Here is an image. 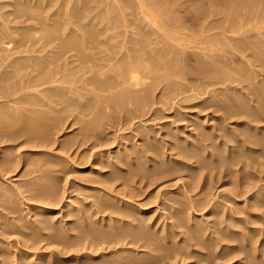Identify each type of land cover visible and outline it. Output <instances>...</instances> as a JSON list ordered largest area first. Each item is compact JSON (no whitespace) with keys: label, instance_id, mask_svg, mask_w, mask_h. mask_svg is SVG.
Returning a JSON list of instances; mask_svg holds the SVG:
<instances>
[{"label":"rangeland","instance_id":"1","mask_svg":"<svg viewBox=\"0 0 264 264\" xmlns=\"http://www.w3.org/2000/svg\"><path fill=\"white\" fill-rule=\"evenodd\" d=\"M18 1H16V0H8V1L7 0H0V4H1L0 9L2 8L0 10L1 13L3 12L5 14V12L6 13H7V11L9 12V10L14 8L15 3ZM58 1H60V0H51L50 3L52 2L51 3L52 5L50 4V7L52 6L51 8L55 7L54 9H57ZM67 1H70V0H67ZM76 1H78V0H76ZM76 1L72 0V1H70L71 3L65 2L64 4H69L70 6H72V8H74L71 11V7L70 6L66 7V5H65V8H66L65 10H68L67 8H70L71 12H73V10H74V13H77L80 11L79 4L81 3V4H85V6L81 5V8H83L82 11L84 12V11L89 10L88 7H90L92 9V6L94 5L95 6V7L93 6L94 10L93 9H92V11L90 10L91 12L88 11L89 13L85 12V14H83V13H81L82 11H80V13L83 14L82 16L84 18L88 16V15L86 16V14L93 15V16H88V19L86 18L85 20L91 21L90 23H92V21H93L92 18L94 20H96V22H95L96 26L95 27H98L97 24L99 23L100 19L102 20L104 15H107V14H108L107 16L110 15V17H111V20H109V22H111V21L113 22V19L115 18L114 16L116 14H118L119 13L118 11L120 10V8H116L119 6L118 3L120 0L118 1V3L116 0H110V1L109 0H107V1L106 0H104V1L100 0L101 3L99 2V0H97L96 1L97 3L96 2L95 3L98 6H96L95 3H93V1H95V0H92V3H93V4H91L92 6H88V2H90L91 0H84L85 1L84 3H82L83 0H80L81 2L78 1V4ZM221 1H218V0H176L172 4V3H169V2H171V0H170V1H167L168 3L165 2L166 4H164V5H166V7L163 8V9H165L164 11L160 9L162 11L161 12L162 14L159 13L160 11H158L159 17L163 16L166 19V17L169 16V18H171V19L174 18L173 20H175L176 16L178 18V20H175V23L172 22L173 27L175 24H177L176 25L177 27L172 28V26H170V24H169L170 27L168 26L169 29H168V32L167 31L166 32L167 33H171V32L173 33V31H176V29H177V30H182L183 31L182 34L185 33V34H183L185 36V38H183V36H182V38L180 40L181 46L179 44H177L180 46V48L182 47V49L180 52L179 46H177L178 51L180 52V54L178 53V56L180 58L178 57L179 61L176 60V64L178 62H180L184 66H182L180 63H178V70L180 71V69H181L182 71H180L179 74L175 73V74L171 75V79L167 80V78L166 79L161 78L159 80L157 79L156 81H154L155 84L153 83V87H150L151 88V91L149 94L150 97L147 98V100H146V102H144V104H142V103L141 104H133L132 103L130 105H125V106L120 105L121 108L119 105H117V107L115 108L114 103L112 104L110 102L103 100V102L101 101L98 104L95 102L94 105H97V106H94L93 104L91 106L90 105L87 106L86 104H83V105H86L85 109L83 106V107H81L82 109H80V107L73 108V109L67 108V109H65V111L59 112L60 114H58V112H55L53 114L61 115L63 113L62 114L63 120H62L61 124H59V125L57 123L53 122V125L55 124L53 128H55V127L57 128V129L55 128L56 132L53 129L51 132H53V133L55 132V133L54 134L51 133L49 136L50 139H48L46 142L42 141V140H40V138H38V137H41L42 131L47 128L46 121L44 119H42V117L40 118L39 116L30 115L28 112L29 110H27V111L24 110V111H26L25 113H26L27 117L24 115L23 118L17 119V117H16V119H15L14 117H12L10 115L12 112L7 114L6 115L7 117L5 115L0 117V120L3 118L0 121V159L3 160V158L7 157V156L10 158L8 160V162H10V163L6 162V163H3V165H2V163L0 161V259H1L0 264H106V262H108V261H115L114 264H122V263L124 264L125 262L126 263H130L131 261H132L131 263H134L133 261L136 262V260L139 259L138 258L139 256H140V259H139L140 261L137 260V262H138V263L136 262L137 264H143V263H145V264H264V207H263L264 206V200H259V202L257 201L258 206H253L255 209H251V207H250V210H249V208L247 209V204L250 200H245L246 199L245 195H241V196L235 195V197H233V195L235 194V193H233V190H236V187L239 184L242 185L243 183H244V185H243L244 188H249L253 184L255 186V190L258 192V196L262 197V198L264 197V152L261 153V151H260V153H259L258 150H257L258 152L256 150H253V148L255 146L251 145L252 142H249L248 145H247L248 142H246V145H245L242 142H239L238 140L237 141L233 140L235 136H236L235 139L241 138L242 136H243L242 138H245V136L252 137L251 135L253 133L250 132L252 130H250V128H247V126H245V124L244 125L240 124L242 121H244V119H245L244 116H240V117L239 116H232L231 118L226 119L223 122V125L226 122V124L224 126H226V127L228 126L227 132H226V130L225 131L221 130V132H223L222 134H224L225 136L222 134H221L222 136H220L219 133H221V132L219 130L215 129V126H214L216 123L217 124L219 123V121H218L219 119H216V118H218V116L221 115V111L220 112L216 111V104L218 102L219 103H222V102L232 103L233 100L238 101L242 97L240 92H237V90H236L239 88L238 86H240V85L237 83V81H236V85H235V83L233 85V82H230V80L225 81L224 85H223V83L217 82V84H214L210 87H207V90H208V92L206 93L207 95L205 93H203L199 97L188 99V100H186L185 97L188 94H191L192 91L191 92L190 91L182 92L183 89L192 87V85H197V84L199 85L201 81L207 80V78L204 77L205 76L204 72H202L201 70L203 69L204 62H208L210 58L207 59L208 56L203 55V52L201 50L202 46H200V45H205V44L208 45L209 43L204 42L205 44L204 43L202 44L198 40H200L201 38L205 39L206 32H207V35L208 34L210 35V33H211V37H213V33L214 34L216 33L215 34L216 36L218 33H221L220 27H218L216 30V28L214 26V25H216V27H217L218 21H219V23L220 22L224 23L221 25L226 24V22H225L226 17L224 14H226V16L228 14L225 11L223 14V9L221 7H222L224 0H223V2H221ZM8 2H9V6L7 5ZM109 2H112V3L114 2L115 4L116 3L117 4L112 9V7H111L112 3H109ZM176 2H178V3H176ZM213 2L215 4L218 3L216 6H214L215 9L216 8L218 9V7L220 6L219 4L222 3L221 6L219 7V11L217 9L215 10L214 8H213L214 9L213 11H208V8H210L214 4ZM174 3H176V4H174ZM199 3H200V5H199ZM120 4H121V1H120ZM170 4L176 5V6H171ZM74 5H76V7L77 6L79 7L78 11H77V8L75 10ZM164 5H162V6H164ZM196 5L197 6L202 5V9L195 7ZM108 6L110 7V9ZM112 6H114V5H112ZM162 6H160V7L162 8ZM168 6H169L170 11H167ZM96 7L97 8L99 7V9H97ZM3 8H4V10H3ZM5 8L7 10H5ZM195 8H197V10H195ZM111 10H115L116 12L113 11V13H112ZM50 11H54V10L50 9ZM75 11H77V12H75ZM94 11H96V12H94ZM166 11L169 12L170 14H172L173 16L170 17L171 15L169 13L166 14ZM205 11H206V15L203 14V12H205ZM102 12H103V14H102ZM221 12H222V14H221ZM120 13H121V11H120ZM211 13L214 16H212ZM99 14L102 16H100ZM5 15H6L7 19H9L8 17L11 16L10 14H9L10 16H7V14H5ZM98 15L100 17V18H98L99 20L96 18V16H98ZM174 15H176V16H174ZM222 15H224V16H222ZM116 16H118V15H116ZM206 16L207 17L209 16V18H207ZM83 17H81V19H83ZM10 18H11L10 19L11 25H13L14 24L13 22H15V21H17V22H15V24H17V23L20 24L19 21L21 19L15 20L16 18H14L13 15ZM52 18H53V20H56V18H58V17L53 16ZM164 18L162 20L160 17V20L164 22L165 21ZM221 18H222V21H221ZM223 18H224V21H223ZM106 19H110V18L106 17L103 20L105 21ZM171 19H169V21L167 23H166V21L164 23L162 22L163 25L165 23L166 24L170 23ZM211 19H213L212 22L214 24L213 23L211 24ZM85 20L83 19L84 22H86ZM103 20L101 22L103 23L104 26L108 27L107 29H109L111 26H108V25L109 24L112 25V23L107 22L108 20H106L105 22ZM89 21H87V22H89ZM106 23L107 24L109 23V24L106 25ZM127 23L129 24L130 22L127 21ZM116 25L117 24H115V23L112 25V28L114 29L113 30L111 28L112 32H114L116 28H117L116 33H118V31H120V32L118 34H116L114 32L116 34V37L114 39L111 38V39H113V41L111 40V42H113V44L119 42V40H120V42L123 41L124 40L123 38H125L127 36L129 37L131 33H134V34L136 33L135 35H137V33H138L137 27L139 25H137V27H136V24L134 26H133V24H131V25L129 24V26H127L126 28H123L124 26H118L117 25V27L114 28L113 26H116ZM251 25H250V29L252 28L254 30L253 31L251 29L253 31L252 34H254V32L257 29L255 30V25H254V28L252 27L253 25L252 26ZM263 25L264 24H261L262 27H264ZM213 26H214V28H213V30H211V27H213ZM100 27H101L100 30H98L99 29V27H98L97 32H99L101 30L104 31V32L102 31L104 33V34L102 33L103 36H101L102 34L101 35L99 34V36H101V38L102 37L104 38V35H106V37H107L110 33H112V32L109 33L110 30L108 31L106 29V27L102 28L103 27L102 25H100ZM119 27H121L122 29L121 28L119 29ZM182 27H185V28H182ZM248 27H249V25H246L245 28L243 27L244 32L247 31L246 29ZM202 28H204L205 30ZM105 29H106V31H105ZM123 29H126L128 31L126 32ZM152 29L155 32L156 26H153ZM170 29H171V32H169ZM173 29H175V30H173ZM243 29H241L242 30L241 32H243ZM261 29H262V31H264V28H261ZM201 30L203 33L201 32ZM217 31H219V32H217ZM249 31L250 30L248 28V32ZM17 32H18V30H17ZM19 32H21V31L19 30ZM124 32H126V35L124 34ZM129 32H130V34L128 35ZM154 32L152 33V34H154V36L152 35V37H154L155 40H157V38H156L157 35H155L156 33H154ZM166 32L163 33L164 35L158 36L160 41H161V39H165V37H167ZM99 33H101V32H99ZM114 33H113V36H115ZM230 33H232V32H230ZM230 33L229 32L227 33L229 35V37H228L229 39H227V38H226L227 40L219 39L220 42L225 43V44H227L229 42H231L233 44H238L239 39H231L230 38L231 36H235L233 34H235L237 32L231 34V36H230ZM134 34H131V35L134 36ZM237 34H236V36H237ZM192 35H194V36H192ZM207 35H206V37H207ZM162 36H163V38H162ZM187 36L188 37L191 36L192 40H190ZM197 36L200 38L199 39L196 38ZM253 36H249V39L251 38V40H249L248 37L246 38V40L247 39H248V41L256 40L257 36L256 37L255 36L253 37ZM117 37H119V38H117ZM159 39L157 41H154V39L151 38V36H150L151 42L154 41V43L152 44L150 42L149 44H152L153 47H157L156 45H158V44H156L155 42H158ZM184 39H187V40H184ZM196 39H197V41H196ZM116 40H117V42H115ZM171 40L174 42L173 39H171ZM171 40H169V41L171 42ZM230 40H232V41H230ZM234 42H236V43H234ZM199 43H200V45H199ZM162 44L164 45V43H162ZM3 45H4L3 47H5V45L8 46L7 44H3ZM152 46L150 45V47H149V45H148L149 48H151ZM158 46H161V44L159 43ZM117 47L121 49V50L119 49L121 52L123 50L122 53H124V51L126 52V49L125 50H124V48L122 49L120 45L115 46V48H114L115 51H116ZM0 48H2V44H0ZM232 51L233 50H231L230 52L226 51L225 53L224 52H218V54L220 53L222 55L221 59L222 60L224 59L223 61L226 64H229L226 66V67H228V70L231 69V67L233 68L232 70H229V72L231 71L230 73H232V75H233L231 77L229 76L230 78H233L234 76L239 74L237 72H240L239 67L242 66L241 65L242 64L241 53H239V52L236 53L237 51L234 50L235 54H234V56H232L233 55V53H231ZM197 52H200L201 55L199 56L197 54ZM214 53L217 54V52H214ZM222 53H224L225 55ZM229 54H231V55L229 56ZM197 57H199V58H197ZM201 57H203V58L201 59ZM181 58H182V60H181ZM188 58H189V61H188ZM231 58H233V59H231ZM196 59H198V60H196ZM239 59H241V60H239ZM198 61H201V62H198ZM202 61H203V63H202ZM210 61H211V59H210ZM77 62L78 61L73 62V64L75 65ZM179 65H181V66H179ZM71 66H72V63H71V65H68V68ZM180 67H182V68H180ZM195 68H196V70H195ZM8 69L10 70V68H8ZM71 69L72 68H70V70L69 69L68 70L71 72L72 71ZM226 69H225V71L227 73L228 70H226ZM68 70L65 72H69ZM82 71L80 73H82ZM4 73H6V71H4ZM226 73L224 72L225 75H226ZM75 74H77V73H75ZM91 74L88 73L89 76ZM109 74H112V72H109ZM73 77L74 76H73V72H72V75L70 77H68V79L73 78ZM150 77L151 78H149V80H148V82H150L149 84H151V82H153V80H154L153 79L154 77H152V75ZM201 79H203V80H201ZM173 80H174V82H173ZM197 80H199V81H197ZM168 81H169V83L171 81L170 84L173 87L168 83ZM76 82L77 81H75V84L77 86H79L80 81H78V83H76ZM2 84H4V82L1 81L0 86ZM169 85L171 86L172 90H171V88L170 89L168 88ZM232 86H233V88H232ZM225 87H227V88H225ZM235 87H236V89H234ZM86 88L89 89L90 85ZM86 88H82V91H81L83 93V95L87 97L86 98L83 96L84 100H82V101L85 102V100H86V102L89 103V102H91L90 100L94 101L93 99H95V98H94L93 92L90 89H89V91H85V90H88ZM78 89H81V88H78ZM164 89H166V90H164ZM167 89H169V90H167ZM221 90L224 92H222ZM103 91H105V90H103ZM103 91L100 92V94L102 96H110V94H112L111 90L110 91L107 90L105 92H103ZM112 92L115 93L116 89L112 90ZM103 93H105V95ZM230 93H232V94L230 95ZM224 95H226V96H224ZM211 96H212V98L215 96L213 101H212ZM238 96L240 97L239 99H238ZM208 97L210 98L209 101H207L208 100L207 99L206 101L201 102L203 99L208 98ZM222 97H223V99H222ZM231 98H233V99H231ZM0 99L3 101L2 98H0ZM230 99H231V102H230ZM111 102H114V101H111ZM100 103H101V105H100ZM136 105H138V106H136ZM37 108H38L37 110H39V109L44 108V107L37 106ZM88 108H90L91 110ZM93 108H95V110ZM78 109H80V110H78ZM102 109H103V111H102ZM75 110H77V111H75ZM100 110L102 111V113H100L101 112ZM32 111L30 112L31 114H32ZM64 112H66V113H64ZM95 112H97V113H95ZM100 114H101V116H100ZM28 115H30V117ZM34 115H36V114H34ZM64 115L66 118L64 117ZM13 118L15 120H13ZM33 118H35V119H33ZM214 120H217V121H214ZM12 121H14V122H12ZM18 121H21V122H18ZM40 121H41V123H40ZM47 123H48V121H47ZM91 123H92V125H90ZM27 124H29L30 126ZM11 125H13V126H11ZM61 125H63V126H61ZM43 126H45V127H43ZM41 127H43V129ZM33 128H34V130H32ZM88 128H89V130H88ZM4 129H6V130H4ZM37 129L38 130L41 129V130L38 131ZM58 130H60V131H58ZM248 130H250V131H248ZM143 131H144V133H143ZM148 131H149V133H148ZM245 131H247L246 132L247 134L249 132L250 133L248 135H246ZM214 132L219 134L218 136H216L217 139L215 136H213ZM197 133H200V134H208L209 133L208 137H210V135H211V137H210V139L206 140V142L208 144L206 142H203V143L202 142L199 143L200 141L197 142V136L198 135L200 136V134H197ZM240 133L241 134L244 133V134L241 135ZM14 134L16 135V137L14 136ZM240 135H241V137H238ZM85 136L87 138H85ZM226 136H227V138H226ZM3 137H5V138H3ZM11 137H12V139H11ZM231 137H233V138H231ZM8 138H10V139L8 140ZM71 138H73V139H71ZM69 139H70V141H69ZM215 139L217 140V142ZM229 139H232V142ZM151 140H153V141H151ZM224 140L226 141L225 144L221 145V143H223ZM173 141L174 142L177 141L180 144L179 147L185 148L188 152L192 153L193 156H191V158L188 157V158H184L183 160H181L183 157H181L180 155H177L178 149L172 150L171 147L169 149V146H170V144L172 145ZM34 142H36L38 145ZM41 143L43 145H41ZM192 143H194V144L196 143L197 145L195 146ZM219 143L221 146L219 145ZM205 145H207V146H205ZM223 145H225V147ZM233 145H235L237 147H235ZM229 146H233V147H229ZM247 146H249V147H247ZM250 147H252V148H250ZM126 148H128V149H126ZM246 149H248V150H246ZM140 150H142V151H140ZM210 150H213V152L215 150H217L216 155H215V152L213 154V153H211L212 151H210ZM116 151H118V152H116ZM234 151H236V152H234ZM129 152H131V153L128 154ZM237 152L240 154L237 155ZM106 153L108 154L109 158H108ZM241 153L243 155H241ZM163 154L165 155L166 158L164 157ZM174 154L176 156H173ZM127 155H130V157ZM155 155H158V157H159L158 159L160 161L158 159L156 161L155 158L157 156L155 157ZM221 155L223 157H221ZM233 155H235V156L233 157ZM244 155H246V156H244ZM12 156H13V158H11ZM101 156H102V158L100 159ZM169 156H170V158L175 157L174 161H172L173 159H169ZM45 157H47L46 161H48V162L45 161V162H42V164L38 165V160L40 158H41L40 159L41 161L45 160ZM110 157L113 159H111ZM123 157H125V158H123ZM241 157H242V159H241ZM37 158H39V159H37ZM114 158L116 159V161H114L115 160ZM177 158H179L178 162L180 164L177 162ZM203 158H205V159H203ZM28 159L29 160L31 159L33 161H29ZM34 159H36V160H34ZM106 160H107L108 165L106 163ZM112 160L115 162L114 164H113ZM179 160H181V162ZM207 160L210 163L207 162ZM225 160H227V161H225ZM250 160H251V163L249 162ZM36 161H37V163H35ZM96 161H98V162L96 163ZM212 162H214V163H212ZM223 162H225V163H223ZM248 162L250 163L249 165H248ZM30 163H31V165H29ZM222 165H224V166H222ZM161 166L163 167V169ZM60 167H61V170L59 171ZM174 167H175V169H174ZM177 167H178V169H176ZM220 168H222V169H220ZM52 169L54 170V172ZM139 169H140V172H139ZM171 169H174V171L173 170L169 171ZM213 169H215V170H213ZM166 170H168L167 173L165 172ZM176 170H177V172H176ZM225 170H227V171L229 170L230 174H225L226 173ZM221 171H222V173H221ZM235 171H238V172H235ZM192 173H193V175H192ZM46 174H47V176H46ZM241 174H243V175H241ZM48 176H50L51 178ZM39 177H40V179H39ZM129 177L131 179H129ZM232 180H234V181H232ZM33 181H35V182H33ZM189 181H191L192 184H194L195 186H191L190 185L191 183L188 184ZM46 182L48 184H45ZM186 184L188 186L190 185L191 187L189 186V188H188ZM47 185H51L52 186L51 188L54 187L52 189V191L55 192L54 194L52 192H51V194H49L50 188L48 190L49 186H47ZM184 185H186L185 187H187L188 189L192 188L191 194L194 195L192 198H200L202 196H205V197L207 196L210 200L216 201V206L218 205L216 210H217V212L218 211L219 212L217 214L212 215V213L210 214L209 206L204 207V208H202L203 206L192 207L190 210L187 209V210L183 211L184 212L183 215L187 216V217L185 216V219L186 218L187 219L186 220L184 219L185 224L183 226L173 225L174 227H171V226L169 227V225H168V227H167L166 224H170L172 222H175L177 219H176V217H173V218L172 217L171 218L166 217L165 213H167V212L164 213V211H166V208H165L166 203L167 202L169 203V201H172V204L178 206V205H180V203L182 201L186 202V200H187L186 194H187L188 190L186 191L187 188H185ZM35 192H37V193H35ZM46 192L48 194H46ZM259 192H260V194H259ZM42 193L46 194L47 196L43 195ZM104 193H106L107 198L105 197L106 195ZM101 194H102V196H101ZM11 195L13 196L12 198H14L15 201L14 200L13 201L15 203L18 201L16 204L13 203V201H8L9 199L7 197L9 196V198H10ZM40 195H42V196H40ZM70 195H71V197H68ZM114 195L117 197L126 198L128 200H131L134 203L140 204L143 208L148 209L149 212H147L148 214H146L147 215L146 217H148L149 215L152 214L151 222L154 221V226H153L154 230L152 229V227H150V228L145 227V228H147V230H145V228L143 226L142 227L139 226V227L134 228L130 225L128 226L126 224H121V222L119 223L118 219L115 220V224L117 225V228L119 229L120 233H123V231L129 230L128 232L133 231V233H134V232L138 231L137 234H139V232L141 234L142 231H144V230L148 231V229H149V232L153 236L158 237L157 240H152L153 243L151 244V246L148 245V244H150V242L147 243V246H146V242L143 239L139 240V242L138 241H130L131 240L130 236H128V238H126L125 240H121V242L119 241L120 243H118V241H116V240H114L115 241L114 242L113 239H111L112 241L111 240L109 241L110 237H107V238L103 237V234L106 232V230L107 231L110 230L113 233L118 232V229H116L115 227L112 228V226L110 225V222L108 221L109 219L106 216V214H108L107 213L108 211L101 212V210L104 209L103 207L106 208V206H110V204H113L112 199H114V197H113ZM231 196L233 197L234 200L237 197L236 200H239V202H238L239 204L238 203L235 204L236 201L232 202L233 200L231 199L232 198ZM238 196H240V197L238 198ZM16 197H17V199H15ZM61 197H63V198H61ZM58 198L60 201L58 200ZM109 198H111V199H109ZM225 198H227V199H225ZM101 199H103V200H101ZM67 200L71 201L72 204L70 206H67V208H66L64 203L67 202ZM173 200L175 201V203ZM230 200H232V201H230ZM93 203H94V205H93ZM163 203H165V204H163ZM101 204H103V205H101ZM170 204H171V202H170ZM261 204H262V206H261ZM36 205H41L42 209H43V207H45V208H48L49 210L48 211L45 210L46 212H42L41 208L38 209L37 207H35ZM160 205H162V206H160ZM235 206H236V208H233ZM243 206L246 208V210H245V208L243 209ZM237 207H240L241 209L238 208V210L236 212L235 209H237ZM230 208H231V210H232V208H233V210H235L234 213L232 212V215L234 216L233 218L231 216V212L229 214ZM239 209H240V211H239ZM161 213L164 216L161 215ZM70 214H72V215H70ZM202 215H204V217ZM102 216H106L107 218L103 220ZM228 218H230V220ZM234 218L235 219L237 218V219L235 220ZM238 218H244V219H242L243 222H241ZM37 219H39L40 221ZM58 221H60V222H58ZM147 221H149V220H147ZM164 223H166V224L164 225ZM203 223H208V225L210 224L209 227L213 224V227L211 226L209 228L207 225L208 228L206 227V229H205L204 228L205 224H203ZM69 224H71V225H69ZM192 224H193V226H192ZM214 226H215V228H214ZM61 227L62 228L67 227L69 229V231L67 228H65V230H66L65 231V230H63L64 228L62 229ZM162 227H164V228H162ZM185 227L188 228L187 231H186ZM200 227H202V228L199 229ZM182 228L185 232L182 230ZM189 228L191 230H189ZM192 228H194V229H192ZM211 228H213V229H211ZM197 229L201 230V231L195 232V231H197ZM214 229L218 230L219 232L214 233L213 232ZM89 230H91V231H89ZM170 230H171V232H170ZM191 231H192V233H190ZM210 231H212V232H210ZM160 233H162V234H160ZM61 235H63V236H61ZM165 235L168 237L165 238ZM192 237L194 240L192 239ZM189 238H191V239H189ZM74 239H76V242ZM101 242L104 244L102 245ZM143 242H145L144 243L145 245L143 244ZM108 243L111 245L110 246L107 245ZM125 244H127V245H125ZM83 245H85L84 246L85 248L83 247ZM114 245H116V246H114ZM123 245L127 246V248H129V249L126 248L124 251L120 250L117 253L115 251H112V250H115L117 248L120 249ZM150 247L154 251L151 250ZM155 247H156V249H155ZM110 251H112V252H110ZM107 252H109V253H107ZM104 253H106V254H104ZM138 254H139V256H138ZM143 255L146 258H143ZM2 257H3V259H2ZM134 259H136V260H134ZM136 263H134V264H136Z\"/></svg>","mask_w":264,"mask_h":264},{"label":"bare ground","instance_id":"2","mask_svg":"<svg viewBox=\"0 0 264 264\" xmlns=\"http://www.w3.org/2000/svg\"><path fill=\"white\" fill-rule=\"evenodd\" d=\"M8 1V0H7ZM18 1V0H16ZM51 0H19L18 2L15 3V6L13 9L9 10V12L7 11V13L5 12V14H7V16H10L14 18H16L15 20H19V23L20 24H15V22H13L14 24L11 25L10 22H11V18L8 17L9 19H7L6 15L1 11H0V44H2V48H0V83L1 81L4 82V84H2L0 86V98L3 99V101L0 99V117L2 116H6L7 114H9L10 112H12L10 115L12 117H14L16 119L18 118H23L24 115L26 116V111L29 110V114L30 115H33V116H39L40 118L42 117V119H44L46 121V126L47 128L45 130L42 131L41 133V137H38L40 138V140L42 141H47L48 139H50V134H54L56 132L54 125H53V122L54 123H57L58 125L61 124L63 118H62V114L61 115H58L60 114L59 112L61 111H65V109L67 108H77V107H80V109H82L81 107L84 106V109L86 108V105H94L95 102L98 104L99 102H103L104 101H107V102H110V103H114L115 104V108L117 107V105H121V106H125V105H130V104H144V102H146L147 98L150 97L149 94H150V91H151V88L150 87H153V83L154 81H156L157 79H161V78H167L168 79H171V75L177 73L179 74L180 71H182L180 69V71L178 70V62L176 64V60L179 61L178 59V53L180 54L181 52V49L182 47L180 48V40L183 36V38H185V36L182 34V30H177L176 28V31H173V33L171 32V29L169 32L171 33H167L168 32V29L170 26H172V28L174 27H177L175 24L174 27H173V23H175V20H178L177 16L175 17V20H173L174 18H169L166 17V19L163 17V16H160L161 19L166 21V23L169 21V19H171V22L168 23V24H164L163 21L160 20V17L158 16L159 13H161L162 11L161 10H165L163 9L164 7H166V4L165 2L167 1H170V0H120L121 1V4H120V1L119 0H116L117 3L119 1V6L116 7V8H120V10L118 11L120 13L119 14H116L118 16H114L115 18L113 19V22H109V20H111V17L110 15L107 16V15H104V17L106 16L107 18L109 17L110 19H106L108 20L107 22L109 23H112V25L115 23L117 24L118 26H124L123 28H126L127 26H129V24H133V26L136 24V27L137 25H139L137 27V35H135L134 33H131V34H134L131 35L130 32L128 33V35L130 34V36L128 37H125L123 38L124 40L120 42H117V40L115 42V44H113V42H111V40L113 41V39L116 37V34H118L120 31H118V33H116V26H113L115 29V33L112 32V25H109L106 23V25L108 26H111L109 29H107L108 27L104 26L103 23L101 22L103 19H105L103 17V19L99 21V25L97 24V26L99 27H95L96 26V20H94L92 18V23H90L91 21L89 20H85L86 18L88 19V16H93L91 14H86L87 17H83L82 15L85 14V12L89 13L88 11H92L93 9V6L91 4L95 3L97 0L93 1L92 3V0L90 2H88V6H92V9L90 7H88L89 10L87 11H82L83 8H81V5L85 6V4H79L80 6V11H82L81 14L80 11L77 12L79 10V7L76 5H74L75 7V10L77 8V13H74V10L73 12L72 9V6H70L69 4H64L66 1L64 0H60L58 1V7L57 9H54L55 7L51 8L50 7V3ZM72 1V0H70ZM70 1H67L66 3H69ZM76 1V0H74ZM79 2H81L80 0H78ZM78 1L77 4H78ZM104 1V0H103ZM107 1V0H106ZM110 1V0H109ZM115 1V2H116ZM171 0V2L169 3H172L175 2L176 0ZM218 1H221V0H218ZM13 2V1H12ZM75 2V3H76ZM85 1L83 0L82 3H84ZM100 2V0H99ZM223 2V0L221 1ZM71 3V2H70ZM97 3V2H96ZM95 3V5H96ZM101 3V2H100ZM106 3V2H105ZM108 3V2H107ZM109 3H112V2H109ZM114 3V2H113ZM111 4V7L113 9V7L116 6V4ZM168 3V2H167ZM178 3V2H176ZM174 3V4H176ZM214 3V2H213ZM11 4V3H10ZM56 4V3H55ZM54 4V5H55ZM90 4V5H89ZM218 4V3H217ZM217 4H213L210 8H208V11H213L215 8L214 6H216ZM222 4V3H221ZM221 4H219L221 6ZM1 5V4H0ZM9 6V2L7 4ZM52 5V4H51ZM65 5L66 7L67 6H70L71 7V11H70V8H67L68 10H65ZM102 5V4H101ZM106 5V4H105ZM104 5V6H105ZM110 5V4H109ZM114 5V6H112ZM164 5V6H162ZM171 5V4H170ZM200 5V3H199ZM195 6V7H198L199 9H202V5L201 6ZM3 6V5H2ZM56 6V5H55ZM82 6V7H83ZM98 6V5H96ZM100 6V5H99ZM162 6V8L160 7ZM171 6H176V5H171ZM210 6V5H209ZM219 6V7H220ZM95 7V6H94ZM107 7V6H106ZM109 7V6H108ZM207 7V6H206ZM219 7H218V11H219ZM7 8V7H6ZM5 8V10H7ZM87 8V7H86ZM85 8V9H86ZM97 8V7H96ZM214 8V9H213ZM223 9V14H224V11L227 12V16L226 14L225 17H226V24L225 25H221V24H224V23H219V21L217 22V27L216 25L215 28L217 30L218 27H220L221 29V33H218L217 36L213 33V37H211V33L210 35L208 34L207 35V32H206V35H205V39L204 38H201L200 40H198L199 42H201L202 44L204 42L206 43H209L208 45L205 44V45H199L202 46L201 47V50L203 52V55H206L208 56L207 59H209L208 62H204V65H203V69L201 70L202 72H204L205 76L207 78V80H203L200 82V84L198 85H192V87H189V88H186V89H183L182 92H187V91H192L191 94H188L185 98L186 100L188 99H192V98H196V97H199L200 95H202L203 93H207L208 90H207V87H210L214 84H217V82H220V83H223L224 85V82L227 81V80H230V82H233V85L235 83L236 85V81L237 83L240 85L238 86L239 88L236 89V87L234 89L237 90V92H240L241 94V98L238 96V101H232V103H225V102H222V103H217L216 104V111H221V115L218 116V118L216 119H219V123L214 125L215 126V129L219 130L221 132V130H226L227 132V127L224 126L226 124L223 125V122L226 120V119H229L231 118L232 116H244L245 119L244 121H242L240 124H245V126H247V128H250V131L251 133H253L250 137V136H245V138H242L241 135L244 134V133H240L241 135L238 136V137H241V138H236V136L234 137L233 140H238L239 142H242L243 144L246 145V142L247 145L249 144V142H252L251 145H254L255 147L253 148V150H258L259 153L261 151L264 152V31H262L261 28H264L261 26V24H264V0H224L223 4H222V7ZM2 9V8H1ZM0 9V10H1ZM50 9L54 10V11H50ZM99 9V7L97 8ZM110 9V7H109ZM161 9V10H160ZM215 9V10H216ZM4 10V8H3ZM94 10V9H93ZM101 10V9H100ZM195 10H197V8H195ZM207 10V9H206ZM90 11V12H91ZM107 11V10H106ZM112 13L113 11L115 10H111ZM110 11V12H111ZM158 11H160L158 13ZM167 11H170L169 9V6L167 8ZM166 11V14L169 13ZM203 11V10H202ZM96 12V11H94ZM116 12V11H115ZM114 12V13H115ZM216 12V11H215ZM10 15H9V14ZM105 13V12H104ZM98 14V13H97ZM96 14V15H97ZM103 14V12H102ZM162 14V13H161ZM160 14V15H161ZM165 14V15H166ZM170 14V13H169ZM204 15H206V11L203 12ZM214 14V13H213ZM217 14V13H216ZM222 14V12H221ZM59 18H56V20H53V16L56 17V16ZM100 15V14H99ZM98 16H96V18H100ZM112 15V14H111ZM172 17L173 15L170 14ZM212 15V13H211ZM222 15V16H224ZM102 16V15H100ZM214 16V15H212ZM211 16V17H212ZM221 16V15H220ZM81 17H83V19L86 21L84 22L83 19H81ZM130 17V18H129ZM207 17V16H206ZM13 18V19H14ZM90 18V17H89ZM169 18V19H168ZM177 18V19H176ZM209 18V16L207 17ZM168 19V20H167ZM220 19V18H219ZM91 20V19H90ZM99 20V19H98ZM105 20V21H106ZM173 20V21H172ZM217 20V19H216ZM13 21V20H12ZM89 21V22H87ZM104 21V20H103ZM104 21V22H105ZM130 22L129 24L127 23ZM213 19H211V24L213 23L212 22ZM221 21H222V18H221ZM223 21H224V18H223ZM94 22V23H93ZM98 22V21H97ZM163 22V23H162ZM173 22V23H172ZM101 23V24H100ZM210 23V22H209ZM162 24V25H161ZM170 24V26H169ZM214 24V23H213ZM220 24V25H219ZM253 26H252V25ZM100 25H102L104 27H106V29L112 33H110L107 37L106 35H104V38L102 39L101 36H103V30L97 32V29L100 30ZM227 25V26H226ZM246 25H249V32H248V28L246 29L247 31L244 32V29L243 27L245 28ZM250 25L254 28V25H255V32L254 34H252V32L254 31L252 28V30L250 29ZM258 27H257V26ZM153 26H156V30L155 32L153 31L152 27ZM169 26V27H168ZM211 26V25H210ZM213 27H211V30H213ZM264 26V25H263ZM135 27V28H136ZM188 27V26H187ZM257 27V28H256ZM21 28V29H20ZM112 28V29H111ZM121 27H119L120 29ZM181 28V27H180ZM182 28H185V27H182ZM105 29V31H106ZM122 29V28H121ZM173 29V30H175ZM204 29V28H202ZM243 29V32H241ZM19 32V30L21 32ZM114 30V29H113ZM124 31H128L126 29H123ZM135 30V29H134ZM205 30V29H204ZM203 30V31H204ZM103 31V32H102ZM122 31V30H121ZM167 31V32H166ZM181 31V32H180ZM197 31V30H196ZM237 33H235V32ZM126 32H124V34L126 35ZM156 33L155 35H157V40L159 39L158 36L160 35H164L163 33L166 32L167 33V37H165V39H159V43L161 44V46H158L159 43L158 42H155L157 47H153L152 44L154 43V41H157L155 40L154 37H152V35L154 36V34L152 33ZM175 32V33H174ZM202 32V30H201ZM219 32V31H217ZM230 33V36L231 34L235 35L237 34V36H231L230 38L231 39H239V42L238 44H233L231 42L225 44V43H222L220 42L219 39H229V35L227 33ZM103 33V34H102ZM107 33V32H106ZM105 33V34H106ZM113 33L115 34V36H113ZM123 33V32H122ZM203 33V32H202ZM99 34L101 36H99ZM112 34V35H111ZM171 34V35H170ZM216 37H215V36ZM257 36L256 40L254 41H248L249 39V36ZM113 36V37H112ZM124 36V35H123ZM150 36L151 38L154 39L153 42H151L150 40ZM194 36V35H192ZM253 36V37H254ZM106 37V38H105ZM122 37V36H121ZM188 37V36H187ZM248 37V39L246 40V38ZM8 38V39H7ZM113 38V39H111ZM119 38V37H117ZM163 38V36H162ZM174 40V42L171 40V39ZM190 40H192L191 36L188 37ZM187 38V39H188ZM196 38H200V37H196ZM227 38V39H226ZM187 39H184V40H187ZM241 39V40H240ZM171 40V42L169 41ZM195 40V39H194ZM251 40V38L249 39ZM197 41V39H196ZM229 41V40H228ZM232 41V40H230ZM235 41V40H234ZM152 43V44H149V43ZM177 42V43H176ZM164 43V45L162 44ZM174 43V44H173ZM185 43V42H184ZM193 43V42H192ZM236 43V42H234ZM3 44H7L8 46L5 45V47H3L4 45ZM128 44V45H127ZM179 44V45H177ZM117 45H120L121 48L124 50L126 49V52L122 50V52L120 51L121 49L117 47L116 51L114 50L115 46ZM150 45L152 46L151 48ZM179 46V51H178V47ZM233 50L231 53H233L232 56H234L235 51H237L236 53H241V58H242V66L239 67L240 69V72H237L239 74H237L236 76H234L233 78H230L232 75V73L229 72V70H232L233 68L231 67V69L228 70V67H226L227 65L229 64H226L222 59V55L218 52H230L231 50ZM120 49V50H119ZM195 49V48H194ZM118 50V51H117ZM183 52V51H182ZM188 52V51H187ZM193 52V51H192ZM214 52H217L214 53ZM222 53V54H224ZM182 54V53H181ZM184 54V53H183ZM191 54V53H190ZM197 54L200 56L201 53L200 52H197ZM228 54V53H227ZM170 55V56H169ZM202 55V56H203ZM225 55V54H224ZM231 54H229L230 56ZM169 58H168V57ZM188 56V55H187ZM193 56V55H192ZM227 56V55H226ZM224 57V56H223ZM180 58V57H179ZM196 58V57H195ZM199 58V57H197ZM203 57H201L202 59ZM226 58V57H225ZM230 58V57H229ZM233 59V58H231ZM230 59V60H231ZM235 59V58H234ZM182 60V58H181ZM180 60V61H181ZM198 60V59H196ZM205 60V59H204ZM229 60V59H228ZM238 60V59H237ZM241 60V59H239ZM78 61L75 65L73 64V62H76ZM188 61H189V58H188ZM232 61V60H231ZM230 61V62H231ZM235 61V60H234ZM192 62V61H191ZM198 62H201V61H198ZM229 62V61H228ZM72 63V66L68 68V65H71ZM194 63V62H193ZM203 63V61H202ZM237 63V62H236ZM241 63V62H240ZM181 64V63H180ZM232 64V63H231ZM74 65V66H73ZM182 65V64H181ZM179 65V66H181ZM88 66V67H87ZM184 66V65H182ZM201 66V65H200ZM196 67V66H195ZM235 67V66H234ZM10 68V70L8 69ZM70 68H72L71 72L69 71ZM182 68V67H180ZM184 68V67H183ZM190 68V67H189ZM192 68V67H191ZM227 68V69H226ZM69 69V70H68ZM201 69V68H200ZM226 70L227 73H226ZM69 71V72H65V71ZM83 70V71H82ZM85 70V71H84ZM196 70V68H195ZM238 70V69H237ZM4 71H6V73H4ZM82 71V73H80ZM198 71V70H197ZM200 71V70H199ZM200 71V72H201ZM72 72H73V78H70L68 79V77H70L72 75ZM92 74H91V73ZM109 72H112V74H109ZM192 72V71H191ZM194 72V71H193ZM224 72L226 73V75L224 74ZM233 72V71H232ZM77 73V74H75ZM91 74L90 76L88 75ZM199 73V72H198ZM152 75V77H154L152 80L153 82H151V84H149L150 82H148L149 78H151L150 76ZM182 74V73H181ZM191 74V73H190ZM224 76H223V75ZM70 75V76H69ZM78 75V76H77ZM186 75V74H185ZM200 75V74H199ZM228 75V76H227ZM67 76V77H66ZM230 76V77H229ZM239 76V77H238ZM68 80H67V79ZM193 78V77H192ZM200 79V78H199ZM75 81H77L76 83H78V81H80V85L77 86L75 84ZM176 81V80H175ZM195 81V80H194ZM199 81V80H197ZM174 82V80H173ZM169 83V81H168ZM171 83V81H170ZM169 83V84H170ZM155 84V83H154ZM175 84V83H174ZM186 84V83H185ZM232 84V83H231ZM90 85V90L93 92L94 94V98L93 99L94 101L89 100L91 102L87 103L86 100L85 102L82 101L84 100L83 99V93L81 92L82 91V88H86ZM168 85V84H167ZM171 85V84H170ZM169 85V86H170ZM187 85V84H186ZM155 86V85H154ZM168 88L170 89L171 86ZM200 86V87H199ZM167 87V86H166ZM173 87V86H172ZM78 88H81V89H78ZM180 88V87H179ZM227 88V87H225ZM233 88V86H232ZM88 89V88H86ZM88 90H85V91H89ZM116 89V92H112V90H115ZM167 89V90H169ZM230 89V88H229ZM84 90V89H83ZM107 91V90H111V93L110 96H102L100 94L101 91ZM166 90V89H164ZM172 90V88H171ZM228 90V89H227ZM103 91V92H105ZM222 91V90H221ZM153 92V91H152ZM171 92V91H170ZM181 92V91H180ZM224 92V91H222ZM233 92V91H232ZM90 93V92H89ZM114 93V94H113ZM219 93V92H218ZM105 95V93H103ZM108 94V93H107ZM204 94V95H205ZM232 93H230L231 95ZM180 95V94H179ZM207 95V94H206ZM209 95V94H208ZM236 95V94H235ZM220 96V95H219ZM226 96V95H224ZM233 96V95H232ZM86 97V96H84ZM207 97V96H206ZM215 97V96H214ZM214 97L212 98V101L214 99ZM217 97V96H216ZM87 98V97H86ZM91 98V97H90ZM182 99V98H181ZM208 99V100H207ZM209 97L208 98H205L203 99L201 102L203 101H209ZM223 99V97H222ZM233 99V98H231ZM231 99H230V102H231ZM150 100V99H149ZM228 100V99H227ZM111 101H114V102H111ZM217 102V101H216ZM83 104H86V105H83ZM105 104V103H104ZM150 104V103H149ZM198 104V103H197ZM101 105V103H100ZM111 105V104H110ZM151 105V104H150ZM37 106H41V107H44V108H41L39 110H37ZM94 106H97V105H94ZM120 106V108H121ZM138 106V105H136ZM99 108V107H98ZM119 108V107H118ZM119 108V109H120ZM143 108V107H142ZM78 109V110H80ZM83 109V110H84ZM90 109V108H88ZM95 110V108H93ZM101 109V108H100ZM104 109V108H103ZM102 109V111H103ZM123 109V108H122ZM26 110V111H24ZM33 110V111H32ZM91 110V109H90ZM118 110V109H117ZM32 111V114L30 113ZM77 111V110H75ZM93 111V110H92ZM101 111V110H100ZM102 111L100 113H102ZM114 111V110H113ZM135 111V110H134ZM55 112H58V114H53ZM69 112V111H68ZM71 112V111H70ZM73 112V111H72ZM36 115H34V114ZM66 113V112H64ZM97 113V112H95ZM99 113V112H98ZM213 113V112H212ZM28 114V113H27ZM81 114V113H80ZM30 115H28L30 117ZM32 116V117H33ZM101 116V114H100ZM7 117V116H6ZM27 117V116H26ZM65 117V115H64ZM95 117V116H94ZM13 118V120H15ZM66 118V117H65ZM3 119V118H2ZM1 119V120H2ZM9 119V118H8ZM35 119V118H33ZM213 119V118H212ZM0 120V121H1ZM12 120V119H11ZM24 120V119H23ZM31 120V119H30ZM43 120V121H44ZM238 120V119H237ZM48 121V123H47ZM97 121V120H96ZM214 121H217V120H214ZM14 122V121H12ZM18 122H21V121H18ZM24 122V121H23ZM237 122V121H236ZM17 123V122H16ZM39 123V122H38ZM41 123V121H40ZM94 123V122H93ZM228 123V122H227ZM2 124V123H1ZM14 124V123H13ZM25 125V124H24ZM29 125V124H27ZM38 125V124H37ZM92 125V123L90 124ZM94 125V124H93ZM13 126V125H11ZM30 126V125H29ZM32 126V125H31ZM34 126V125H33ZM63 126V125H61ZM88 126V125H87ZM240 126V125H239ZM249 126V127H248ZM45 127V126H43ZM43 127H41L43 129ZM91 127V126H90ZM3 128V127H2ZM7 128V127H6ZM9 128V127H8ZM12 128V127H11ZM26 128V127H25ZM31 128V127H30ZM63 128V127H62ZM209 128V127H208ZM246 128V129H247ZM55 130V132H51L52 130ZM57 129V128H56ZM241 129V128H240ZM6 130V129H4ZM34 130V128L32 129ZM38 130V129H37ZM41 130V129H39ZM38 130V131H39ZM89 130V128H88ZM60 131V130H58ZM4 132V131H3ZM37 132V131H36ZM218 132V131H217ZM244 132V131H243ZM247 131H245L246 133ZM249 132V133H250ZM5 133V132H4ZM21 133V132H20ZM58 133V132H57ZM144 133V131H143ZM149 133V131H148ZM223 132L219 133L220 136L224 135L222 134ZM230 133V132H229ZM248 133V134H249ZM11 134V133H10ZM9 134V135H10ZM13 134V133H12ZM197 134H200V133H197ZM209 134V133H208ZM208 134H200V136L198 135L197 136V142L199 143H203V142H206L207 139H210V137H208ZM218 133L214 132L213 133V136H218L219 135ZM222 134V135H221ZM232 134V133H231ZM230 134V135H231ZM246 133V135H248ZM233 135V134H232ZM14 136L16 137V135L14 134ZM125 136V135H124ZM225 136V135H224ZM228 136V135H227ZM226 136V138H227ZM7 137V136H6ZM9 137V136H8ZM28 137V136H27ZM5 138V137H3ZM2 138V139H3ZM85 138H87L85 136ZM84 138V139H85ZM152 138V137H151ZM183 138V137H182ZM187 138V137H186ZM230 138V137H229ZM233 138V137H231ZM10 138H8L9 140ZM12 139V137H11ZM16 139V138H15ZM27 139V138H26ZM66 139V138H65ZM73 139V138H71ZM217 139V137H216ZM215 139V140H216ZM223 139V138H222ZM4 140V139H3ZM38 140V139H37ZM67 140V139H66ZM231 140L232 142V139H229ZM2 141V140H1ZM52 141V140H51ZM70 141V139H69ZM153 141V140H151ZM228 141V140H227ZM39 142V141H38ZM41 142V141H40ZM172 142V141H171ZM215 142V141H214ZM217 142V140H216ZM222 142V141H221ZM225 140L223 141L222 144H225ZM229 142V141H228ZM28 143V142H27ZM36 143V142H34ZM48 143V142H47ZM150 143V142H149ZM190 143V142H189ZM207 143V142H206ZM237 143V142H236ZM37 144V143H36ZM191 144V143H190ZM194 144V143H192ZM208 144V143H207ZM9 145V144H8ZM38 145V144H37ZM41 145H43L41 143ZM40 145V146H41ZM45 145V144H44ZM126 145V144H125ZM135 145V144H134ZM179 143L177 141H173L172 145L170 144L169 146V149L171 147V149H178V153L177 155H180L181 157H183L181 160H183L184 158H188L192 155V153L188 152L185 148H182V147H179ZM195 146L197 145L196 143L194 144ZM220 145V143H219ZM220 145V146H221ZM228 145V144H227ZM226 145V146H227ZM250 145V146H251ZM5 146V145H4ZM137 146V145H136ZM160 146V145H159ZM207 146V145H205ZM225 147V145H223ZM235 146V145H233ZM233 146H229V147H233ZM242 146V145H241ZM42 147V146H41ZM44 147V146H43ZM133 147V146H132ZM131 147V148H132ZM140 147V146H139ZM138 147V148H139ZM189 147V146H188ZM193 147V146H192ZM237 147V146H235ZM243 147V146H242ZM249 147V146H247ZM2 148V147H1ZM147 148V147H146ZM227 148V147H226ZM252 148V147H250ZM128 149V148H126ZM148 149V148H147ZM150 149V148H149ZM222 149V148H221ZM235 149V148H234ZM6 150V149H5ZM143 150V149H142ZM140 150V151H142ZM248 150V149H246ZM151 151V150H150ZM161 151V150H160ZM203 151V150H202ZM212 151L211 153L214 154L215 152V155H216V152L217 150H215L213 152V150H210ZM224 151V150H223ZM230 151V150H229ZM233 151V150H232ZM257 151V152H258ZM35 152V151H34ZM42 152V151H41ZM49 152V151H48ZM110 152V151H109ZM118 152V151H116ZM126 152V151H125ZM124 152V153H125ZM128 152V151H127ZM132 152V151H131ZM131 152H129L128 154H130ZM154 152V151H153ZM170 152V151H169ZM236 152V151H234ZM239 152V151H238ZM237 152V155L240 154ZM248 152V151H247ZM246 152V153H247ZM45 153V152H44ZM99 153V152H98ZM102 153V152H101ZM222 153V152H221ZM40 154V153H39ZM107 154V153H106ZM112 154V153H111ZM212 154V155H213ZM250 154V153H249ZM12 155V154H11ZM115 155V154H114ZM125 155V154H124ZM134 155V154H133ZM143 155V154H142ZM164 155V154H163ZM196 155V154H195ZM241 155H243L241 153ZM251 155V154H250ZM257 155V154H256ZM6 156V155H5ZM97 156V155H96ZM108 156V154H107ZM116 156V155H115ZM123 156V155H122ZM130 157V155H127ZM145 156V155H144ZM157 156V157H156ZM173 156H176L175 154ZM226 156V155H225ZM235 155H233L234 157ZM240 156V155H239ZM246 156V155H244ZM243 156V157H244ZM248 156V155H247ZM25 157V156H24ZM29 157V156H28ZM32 157V156H31ZM35 157V156H34ZM43 157V156H42ZM58 157V156H57ZM104 157V156H103ZM156 157V158H155ZM155 159L157 161V159L159 158L158 155H155ZM165 157V155H164ZM180 157V158H181ZM221 157H223L221 155ZM220 157V158H221ZM238 157V156H237ZM13 158V156L11 157ZM46 158L45 157V160H38V165L39 164H42V162H45L46 161ZM102 158V156L100 157V159ZM109 158V156H108ZM107 158V159H108ZM111 158V157H110ZM117 158V157H116ZM119 158V157H118ZM125 158V157H123ZM153 158V159H154ZM163 158V157H162ZM161 158V159H162ZM166 158V157H165ZM219 158V159H220ZM232 158V157H231ZM239 158V157H238ZM10 158L7 156V157H4L3 160L0 159L2 165L3 163H10L8 162ZM32 159V158H31ZM29 160V161H33V160ZM113 159V158H111ZM115 159V158H114ZM168 159V158H167ZM169 159H173L172 161H174L175 157L174 158H170L169 156ZM168 159V160H169ZM178 159L177 158V162H178ZM205 159V158H203ZM235 159V158H234ZM242 159V157H241ZM250 159V158H249ZM36 160V159H34ZM65 160V159H64ZM110 160V159H109ZM133 160V159H132ZM150 160V159H149ZM159 160V159H158ZM165 160V159H164ZM181 160H179L181 162ZM40 161V162H39ZM52 161V160H51ZM116 161V159L114 160ZM113 160V164L115 163ZM154 161V160H153ZM160 161V160H159ZM227 161V160H225ZM234 161V160H233ZM240 161V160H239ZM48 162V161H46ZM98 161H96L97 163ZM100 162V161H99ZM104 162V161H103ZM110 162V161H109ZM122 162V161H121ZM125 162V161H124ZM129 162V161H128ZM183 162V161H182ZM185 162V161H184ZM207 162H209L207 160ZM218 162V161H217ZM222 162V161H221ZM251 163V160L249 161ZM248 162V165L250 164ZM29 163V162H28ZM32 163V162H31ZM31 163L29 165H31ZM37 163V161L35 162ZM50 163V162H49ZM106 163H107V160H106ZM123 163V162H122ZM126 163V162H125ZM179 163V162H178ZM210 163V162H209ZM214 163V162H212ZM225 163V162H223ZM227 163V162H226ZM239 163V162H238ZM246 163V162H245ZM33 164V163H32ZM48 164V163H47ZM52 164V163H51ZM180 164V163H179ZM182 164V163H181ZM187 164V163H186ZM228 164V163H227ZM256 164V163H255ZM35 165V164H34ZM55 165V164H54ZM103 165V164H102ZM105 165V164H104ZM108 165V163H107ZM225 165V164H224ZM222 165V166H224ZM246 165V164H245ZM42 166V165H41ZM57 166V165H56ZM117 166V165H116ZM189 166V165H188ZM187 166V167H188ZM192 166V165H191ZM215 166V165H214ZM247 166V165H246ZM35 167V166H34ZM107 167V166H106ZM109 167V166H108ZM118 167V166H117ZM120 167V166H119ZM162 167V166H161ZM196 167V166H195ZM216 167V166H215ZM214 167V168H215ZM219 167V166H218ZM217 167V168H218ZM233 167V166H232ZM248 167V166H247ZM253 167V166H252ZM37 168V167H36ZM35 168V169H36ZM48 168V167H47ZM51 168V167H50ZM56 168V167H55ZM186 168V167H185ZM213 168V167H212ZM216 168V169H217ZM229 168V167H228ZM238 168V167H237ZM113 169V168H112ZM116 169V168H115ZM118 169V168H117ZM159 169V168H158ZM163 169V167H162ZM175 169V167H174ZM174 169H171L169 171H174ZM178 169V167L176 168ZM222 169V168H220ZM224 169V168H223ZM226 169V168H225ZM31 170V169H30ZM53 170V169H52ZM61 170V167L59 169V171ZM211 170V169H210ZM215 170V169H213ZM230 170V169H229ZM226 171L225 174H230V171ZM236 170V169H235ZM32 171V170H31ZM81 171V170H80ZM157 171V170H156ZM33 172V171H32ZM54 172V170H53ZM110 172V171H109ZM139 172H140V169H139ZM166 173L168 172V170L165 171ZM164 172V173H165ZM177 172V170H176ZM209 172V171H208ZM235 172H238V171H235ZM38 173V172H37ZM222 173V171H221ZM251 173V172H250ZM129 174V173H128ZM138 174V173H137ZM158 174V173H157ZM160 174V173H159ZM216 174V173H215ZM254 174V173H253ZM130 175V174H129ZM152 175V174H151ZM189 175V174H188ZM193 175V173H192ZM219 175V174H218ZM243 175V174H241ZM47 176V174H46ZM156 176V175H155ZM212 176V175H211ZM235 176V175H234ZM36 177V176H35ZM50 177V176H48ZM124 177V176H123ZM226 177V176H225ZM51 178V177H50ZM212 178V177H211ZM216 178V177H215ZM234 178V177H233ZM240 178V177H239ZM243 178V177H242ZM38 179V178H37ZM40 179V177H39ZM105 179V178H104ZM129 179H131L129 177ZM224 179V178H223ZM42 180V179H41ZM52 180V179H51ZM213 180V179H212ZM235 180V179H234ZM232 180V181H234ZM37 181V180H36ZM47 181V180H46ZM50 181V180H49ZM236 181V180H235ZM239 181V180H238ZM35 182V181H33ZM48 182V181H47ZM45 183V184H48V183ZM194 182V181H193ZM227 182V181H226ZM191 183L190 185L191 186H195L194 184H192L191 181L188 182V184ZM234 183V182H233ZM248 183V182H247ZM246 183V184H247ZM52 184V183H51ZM251 184V183H250ZM249 184V185H250ZM187 185V184H186ZM184 185V187L186 186ZM189 185V186H190ZM200 185V184H199ZM238 185V184H237ZM244 183L241 185L239 184L237 187H236V190H233V193H235L233 195V197H235V195H245V200H250L247 204V209L249 208L250 210V207L251 209H255L253 206H258V202L259 200H264V197H259L258 196V192L255 190V186L251 185L249 188H244L243 187ZM45 186V185H44ZM43 186V187H44ZM49 186L48 187V190H49V194H51V192L54 194L55 192L52 191V189L54 188H51L52 186L51 185H47ZM189 186L187 185V187L189 188ZM190 186V187H191ZM185 187V188H187ZM186 189L187 191V194H186V197H187V200L186 202H181L180 205H174L172 204V201H169V203L167 202L166 203V211L167 213H165L166 217L167 218H173V217H176V221L175 222H172L170 224H166L164 223V225L166 224V226L169 227H174L173 225H179V226H183L185 223V216L186 215H183L185 210H190L192 207H201L203 206L202 208L204 207H207L209 206V210H210V214L212 213L213 214H217V207L218 205L216 206V201L214 200H210L207 196V198L205 196H202L200 198H192L194 195L191 194V189ZM44 189V188H43ZM261 189V188H260ZM231 190V189H230ZM229 190V191H230ZM16 191V190H15ZM45 191V190H44ZM55 191V190H54ZM232 191V190H231ZM17 192V191H16ZM39 192V191H38ZM46 192V194H48ZM19 193V192H18ZM37 193V192H35ZM43 194V193H42ZM46 194H43V195H46ZM106 195V193H104ZM185 194V193H184ZM209 194V193H208ZM260 194V192H259ZM8 195V194H7ZM16 195V194H15ZM37 195V194H36ZM113 195V194H112ZM263 195V194H262ZM17 196V195H16ZM42 196V195H40ZM47 196V195H46ZM50 196V195H49ZM55 196V195H54ZM102 196V194H101ZM111 196V195H110ZM201 196V195H200ZM238 196V198L240 197ZM13 196L11 195L10 198L9 196L7 197L9 200L8 201H13L14 198H12ZM60 197V196H59ZM68 197H71L68 196ZM82 197V196H81ZM104 197V196H103ZM107 198V195L105 196ZM114 199H112V202L113 204H110V206H106L103 207L104 209L101 210V212L103 211H108L106 214V216L108 217V221L110 222V225L112 226V228H117V225L115 224V220H119L118 222L121 224H126V225H130L134 228L136 227H147V228H150L152 227L153 229V226H154V221L151 222V215H149L148 217H146L148 214L147 212L148 209L146 208H143L140 204L138 203H134L133 201L131 200H128L126 198H121V197H117V196H113ZM232 197V196H231ZM233 197L231 198L232 202H235V204H237L239 202V200H235L233 199ZM6 198V199H7ZM20 198V197H19ZM18 198V199H19ZM63 198V197H61ZM185 198V197H184ZM17 199V197L15 198ZM57 199V198H56ZM68 199V198H67ZM83 199V198H82ZM98 199V198H97ZM111 199V198H109ZM227 199V198H225ZM20 200V199H19ZM59 200V198H58ZM103 200V199H101ZM154 200V199H153ZM216 200V199H215ZM15 201V200H14ZM13 201V203H15ZM60 201V200H59ZM96 201V200H95ZM111 201V200H110ZM174 201V200H173ZM227 201V200H226ZM229 201V202H230ZM244 201V200H243ZM258 201V202H257ZM18 202V201H17ZM16 202V203H17ZM166 202V201H165ZM171 202V204H170ZM263 202V201H262ZM12 203V204H13ZM15 203V204H16ZM99 203V202H98ZM109 203V202H108ZM175 203V201H174ZM228 203V202H227ZM241 203V202H240ZM66 208L67 206H70L72 203L71 201L67 200V202L64 203ZM165 204V203H163ZM223 204V203H222ZM239 204V203H238ZM260 204V203H259ZM43 205V204H42ZM84 205V204H83ZM94 205V203H93ZM92 205V206H93ZM99 205V204H98ZM103 205V204H101ZM109 205V204H108ZM162 206V205H160ZM260 206V205H259ZM262 206V204H261ZM35 207H37L38 209L41 208L42 206L41 205H36ZM232 207V206H231ZM253 207V208H252ZM264 207V206H263ZM102 208V207H101ZM164 208V209H165ZM201 208V209H202ZM233 208H236L233 207ZM229 210V214L231 212V216L232 218L234 217L232 215V212L234 213V211L238 210V208L240 207H237V209L235 210ZM245 207L243 206V209ZM42 209V208H41ZM153 209V208H152ZM163 209V210H164ZM241 209V208H240ZM239 209V211H240ZM242 209V210H243ZM48 211L49 209L48 208H45L43 207L42 209V212H46ZM155 210V209H154ZM169 212H168V211ZM246 210V208H245ZM244 210V211H245ZM51 211V210H50ZM100 211V210H99ZM238 211V212H239ZM153 212V211H152ZM151 212V213H152ZM183 212V213H182ZM209 212V211H208ZM253 212V211H252ZM105 213V212H104ZM154 213V212H153ZM251 213V212H250ZM159 214V213H158ZM255 214V213H254ZM258 214V213H257ZM72 215V214H70ZM95 215V214H94ZM161 215H163L161 213ZM106 216H102L103 217V220L106 219L107 217ZM164 216V215H163ZM204 217V215H202ZM201 216V217H202ZM230 216V215H229ZM250 216V215H249ZM256 216V215H255ZM187 217V216H186ZM259 217V216H258ZM257 217V218H258ZM82 218V217H81ZM161 218V217H160ZM231 218V219H232ZM43 219V218H42ZM62 219V218H61ZM159 219V218H158ZM185 219V220H184ZM189 219V218H188ZM218 219V218H217ZM230 220V218H228ZM235 219V218H234ZM237 219V218H236ZM235 219V220H236ZM241 222H243L242 219L244 218H238ZM39 220V219H37ZM58 220V219H57ZM75 220V219H74ZM101 220V219H100ZM149 220V221H147ZM154 220V219H153ZM221 220V219H220ZM223 220V219H222ZM225 220V219H224ZM247 220V219H246ZM254 220V219H253ZM40 221V220H39ZM62 221V220H61ZM68 221V220H67ZM73 221V220H72ZM102 221V220H101ZM107 221V222H108ZM172 221V220H171ZM203 221V220H202ZM206 221V220H205ZM226 221V220H225ZM245 221V220H244ZM46 222V221H45ZM60 222V221H58ZM198 222V221H197ZM207 222V221H206ZM221 222V221H220ZM224 222V221H223ZM230 222V221H229ZM240 222V223H241ZM250 222V221H249ZM43 223V222H42ZM65 223V222H64ZM102 223V222H101ZM210 223V222H209ZM214 223V222H213ZM217 223V222H216ZM246 223V222H245ZM89 224V223H88ZM162 224V223H161ZM198 224V223H197ZM205 224V229L208 225V223H203ZM220 224V223H219ZM222 224V223H221ZM71 225V224H69ZM116 225V226H115ZM163 225V226H164ZM202 225V224H201ZM210 225V224H209ZM208 225V227H209ZM78 226V225H77ZM178 226V227H179ZM193 226V224H192ZM203 226V225H202ZM213 227V224L211 225ZM210 226V227H211ZM216 226V225H215ZM214 226V228H215ZM69 227V226H68ZM90 227V226H89ZM88 227V228H89ZM156 227V226H155ZM154 227V228H155ZM189 227V226H188ZM207 227V228H208ZM209 227V228H210ZM62 228V227H61ZM64 228V229H63ZM62 229L65 230V228L67 227H63ZM72 228V227H71ZM107 228V227H106ZM143 228V229H144ZM147 228H145V230H147ZM164 228V227H162ZM186 228V227H185ZM202 227H200L199 229H201ZM227 228V227H226ZM68 229V228H67ZM110 229V228H109ZM115 229V230H116ZM188 228H186V231H187ZM194 229V228H192ZM213 229V228H211ZM231 229V228H230ZM62 230V231H63ZM73 230V229H72ZM75 230V229H74ZM77 230V229H76ZM80 230V229H79ZM112 230V229H111ZM136 230V229H135ZM142 231V233L140 234H137V232H134L131 231V232H128V231H123V233H120L119 232V229H118V232H115L113 233L112 231H107L103 234V237H110L109 241L111 239L116 240L118 241V243L121 242V240H125L126 238H128V236L131 237V240L130 241H138L143 239L145 242H146V246H147V243L150 242V244H148L149 246H151V244L153 243L152 240H157L158 237L156 236H153L150 232H149V229L148 231ZM154 230V229H153ZM168 230V229H167ZM172 230V229H171ZM170 230V232H171ZM183 230V228H182ZM189 230H191L189 228ZM232 230V229H231ZM66 231V230H65ZM69 231V229H68ZM84 231V230H83ZM91 231V230H89ZM105 231V230H104ZM173 231V230H172ZM184 231V230H183ZM195 231V230H194ZM198 231H201V230H198L195 231V232H198ZM78 232V231H77ZM76 232V233H77ZM128 232V233H127ZM185 232V231H184ZM203 232V231H202ZM212 232V231H210ZM214 233L215 232H219L218 230L214 229L213 231ZM80 233V232H79ZM84 233V232H83ZM97 233V232H96ZM192 233V231L190 232ZM222 233V232H221ZM78 234V233H77ZM82 234V233H81ZM93 234V233H92ZM162 234V233H160ZM159 234V235H160ZM178 234V233H177ZM188 234V233H187ZM217 234V233H216ZM220 234V233H219ZM76 235V234H75ZM91 235V234H90ZM97 235V234H96ZM164 235V234H163ZM190 235V234H189ZM193 235V234H192ZM204 235V234H203ZM213 235V234H212ZM52 236V235H51ZM63 236V235H61ZM68 236V235H67ZM72 236V235H71ZM79 236V235H78ZM100 236V235H99ZM171 236V235H170ZM90 237V236H89ZM92 237V236H91ZM96 237V236H95ZM168 237L165 235V238ZM164 238V237H163ZM162 238V239H163ZM164 238V239H165ZM186 238V237H185ZM214 238V237H213ZM88 239V238H87ZM163 239V240H164ZM191 239V238H189ZM193 239V237H192ZM75 242H76V239H74ZM97 240V239H96ZM194 240V239H193ZM64 241V240H63ZM90 241V240H89ZM93 241V240H92ZM112 241V240H111ZM120 241V242H119ZM192 241V240H191ZM115 242V241H114ZM129 242V241H128ZM143 242V244L145 243ZM102 243V242H101ZM124 243V242H123ZM159 243V242H158ZM78 244V243H77ZM104 243H102L103 245ZM131 244V243H130ZM129 244V245H130ZM157 244V243H156ZM82 245V244H81ZM91 245V244H90ZM107 245H111V244H107ZM127 245V244H125ZM145 245V244H144ZM188 245V244H187ZM216 245V244H215ZM85 245H83L84 247ZM92 246V245H91ZM116 246V245H114ZM145 246V247H146ZM158 246V245H157ZM85 248V247H84ZM87 248V247H86ZM110 248V247H109ZM127 248V246H122L120 249L117 248L115 250H112V251H115L116 253L119 252L120 250H125ZM142 248V247H141ZM129 249V248H127ZM149 249V248H148ZM151 249V247H150ZM149 249V250H150ZM156 249V247H155ZM4 250V249H3ZM79 250V249H78ZM153 250V249H151ZM150 250V251H151ZM110 251V252H112ZM149 251V252H150ZM154 251V250H153ZM146 252V251H145ZM28 253V252H27ZM34 253V252H33ZM77 253V252H76ZM87 253V252H86ZM109 253V252H107ZM138 253V252H137ZM142 253V252H141ZM189 253V252H188ZM89 254V253H88ZM101 254V253H100ZM106 254V253H104ZM103 254V255H104ZM186 254V253H185ZM82 255V254H81ZM87 255V254H86ZM111 255V254H110ZM146 255V254H145ZM151 255V254H150ZM45 256V255H44ZM75 256V255H74ZM139 256V254H138ZM137 256V257H138ZM147 256V255H146ZM26 257V256H25ZM90 257V256H89ZM106 257V256H105ZM119 257V256H118ZM258 257V256H257ZM23 258V257H22ZM140 259V256L138 257ZM143 258H146L144 257L143 255ZM3 259V257H2ZM137 259V258H136ZM134 259V260H136ZM137 259V260H139ZM1 260V259H0ZM27 260V259H26ZM41 260V259H40ZM136 260V262H137ZM145 260V259H144ZM140 261V260H139ZM143 261V260H142ZM3 262V261H2ZM115 261H108L106 262V264H114ZM132 262V261H131ZM124 263V264H134L136 263L135 261H133L134 263ZM145 262V261H144ZM1 263V262H0ZM22 263V262H21ZM138 263V262H137ZM136 263V264H137ZM141 263V262H140ZM123 264V263H122ZM145 264V263H143Z\"/></svg>","mask_w":264,"mask_h":264}]
</instances>
